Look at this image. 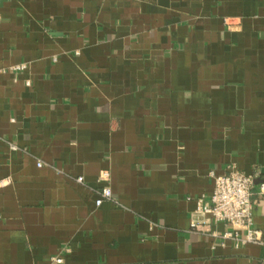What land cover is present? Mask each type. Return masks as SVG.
Instances as JSON below:
<instances>
[{
  "label": "crops",
  "instance_id": "1",
  "mask_svg": "<svg viewBox=\"0 0 264 264\" xmlns=\"http://www.w3.org/2000/svg\"><path fill=\"white\" fill-rule=\"evenodd\" d=\"M0 69V264H264V0H0Z\"/></svg>",
  "mask_w": 264,
  "mask_h": 264
},
{
  "label": "built area",
  "instance_id": "2",
  "mask_svg": "<svg viewBox=\"0 0 264 264\" xmlns=\"http://www.w3.org/2000/svg\"><path fill=\"white\" fill-rule=\"evenodd\" d=\"M25 65H16L11 70H19ZM4 69H0L2 73ZM14 148V147H13ZM42 162H38V166H42ZM215 179V187L210 196L209 203L200 202L199 211L207 216L208 222L224 221L232 226V231L225 232L224 237L238 236L240 231H245V241H255L259 239V231L253 226V210L254 201L252 200L255 177L237 169H231L226 174L217 175L211 173ZM101 181L108 182L110 180V172L102 170L99 176ZM79 182H83V177L77 178ZM3 185V182H1ZM260 191L264 193V183L260 184ZM113 197L110 186H104L96 199V205H101L105 200ZM194 227H198L199 223H193ZM61 262V258L56 259Z\"/></svg>",
  "mask_w": 264,
  "mask_h": 264
}]
</instances>
